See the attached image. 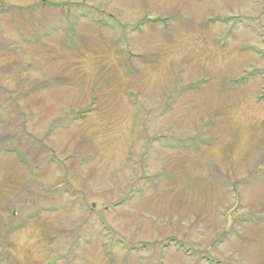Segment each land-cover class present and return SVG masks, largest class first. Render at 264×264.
Listing matches in <instances>:
<instances>
[{
    "label": "rangeland",
    "instance_id": "rangeland-1",
    "mask_svg": "<svg viewBox=\"0 0 264 264\" xmlns=\"http://www.w3.org/2000/svg\"><path fill=\"white\" fill-rule=\"evenodd\" d=\"M0 264H264V0H0Z\"/></svg>",
    "mask_w": 264,
    "mask_h": 264
}]
</instances>
